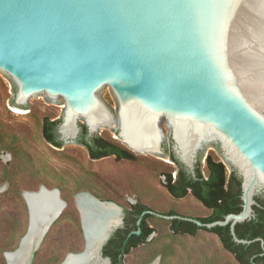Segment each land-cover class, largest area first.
<instances>
[{"label": "water", "instance_id": "95a60500", "mask_svg": "<svg viewBox=\"0 0 264 264\" xmlns=\"http://www.w3.org/2000/svg\"><path fill=\"white\" fill-rule=\"evenodd\" d=\"M0 71L16 84L15 106L39 95L64 100L56 126L63 143L78 140L83 121L86 139L115 124L101 99L108 88L118 101L117 137L133 151L166 150V120L170 147L194 176L197 150L214 134L241 179V210L211 222L153 210L141 216L149 212L207 228L228 224L236 242L252 241L239 238L235 225L254 216L255 196L264 191V0H0ZM54 189L22 192L28 226L18 246L4 253L7 264V253L28 246L29 264L66 207L56 189L61 205L45 209L40 195ZM26 192L42 205L36 212ZM81 193L87 192L76 193L75 204L85 247L59 264L92 247L87 264H97L103 243L122 221L120 206L102 214L99 204L113 202L89 193L92 209L82 212ZM111 215L115 222H108Z\"/></svg>", "mask_w": 264, "mask_h": 264}, {"label": "rangeland", "instance_id": "374dc122", "mask_svg": "<svg viewBox=\"0 0 264 264\" xmlns=\"http://www.w3.org/2000/svg\"><path fill=\"white\" fill-rule=\"evenodd\" d=\"M15 91V82L0 71V146L3 140L9 142L12 135L17 137L8 144L10 148L0 147V264H7L4 253L18 246L28 226V209L22 192L37 190L40 185L58 189L67 205L33 252L29 264H58L67 253L84 248L83 232H77L80 214L75 204L76 193L87 192L120 207H128L137 200L160 213L174 211L191 217L209 213L190 192L176 198L167 191L163 184L164 172L174 175L176 164L165 149L162 152L133 151L117 137L118 101L110 88L101 99L114 113L116 121L102 131L98 128L96 135L127 148L134 159H116L112 155L92 159L86 146L78 141H66L61 147L52 145L42 135V120L45 116L60 119L64 100L39 95L15 106ZM170 131L165 120L166 149L170 147ZM208 153L221 160L228 173L232 170L233 165L214 134L197 150L196 164L200 162L201 169ZM259 192L264 198V191ZM148 222L155 229L153 238L147 245L130 251L125 257L128 264H150L151 261L157 264H238L212 231L198 229L194 235L174 234L166 218L153 216ZM153 253L155 256L149 261Z\"/></svg>", "mask_w": 264, "mask_h": 264}, {"label": "trees", "instance_id": "16d2710c", "mask_svg": "<svg viewBox=\"0 0 264 264\" xmlns=\"http://www.w3.org/2000/svg\"><path fill=\"white\" fill-rule=\"evenodd\" d=\"M60 119H51L45 116L42 120L41 129L44 139L56 147H61L63 142L58 138L56 126ZM82 132L78 138V142L84 144L88 150V154L92 159H98L105 156H114L116 159H134V155L122 145L113 140L94 135L85 138L86 128L82 125ZM17 137L11 136L9 142L2 141L1 149L10 148L11 144ZM168 156L176 164V172L174 175L164 172V186L167 191L176 198L185 196L190 192L197 200H199L209 213L202 217H195L202 222H211L224 219L229 213H237L242 208L241 195V179L231 170L229 173L224 163L216 159L212 153L205 156L204 169H201V163L198 162L195 167V175L188 173L184 166L175 157L171 147L166 149ZM20 152H24L23 150ZM22 156V155H21ZM256 204L253 205L254 216L241 223L235 225V232L239 238L252 240L250 243L236 242L229 229V225H216L211 228L198 226L195 222L181 218H172L169 220V227L174 234H196L198 229H206L214 232L222 246L229 251L238 264H264V245H261V239L264 240V198L262 194L255 196ZM132 209L128 211L132 214L131 226L126 228H118L110 238L108 244V254L113 264L123 263L124 254H129L132 249L140 242L145 241L152 232L154 227L148 222L149 217L156 216L146 212L141 216L144 210H151L145 204L137 202L128 205ZM63 214V213H62ZM165 214H177L174 211H167ZM62 215H60L61 217ZM141 216V222L136 224L137 219ZM59 217V218H60ZM140 228V234L132 233L131 230ZM77 232L82 234L80 222L77 220ZM259 237L260 239H256ZM150 240L145 241L147 245ZM144 245V246H145ZM74 251V250H73ZM80 250H75V252ZM168 251V250H167ZM119 254V255H118ZM155 256L153 253L149 261Z\"/></svg>", "mask_w": 264, "mask_h": 264}, {"label": "bare ground", "instance_id": "6f19581e", "mask_svg": "<svg viewBox=\"0 0 264 264\" xmlns=\"http://www.w3.org/2000/svg\"><path fill=\"white\" fill-rule=\"evenodd\" d=\"M25 197L32 204L33 211L36 212L37 210H39V207L42 206L41 204H35L34 199L32 198L31 194L26 192ZM40 197H41V203L43 204L45 209H50V208H53L54 206L61 205V200L58 199V192L56 189H54L51 192H48L47 194H41ZM92 201L94 202V199H92L91 196L88 195L87 193H81L78 195V205H79L82 212H83V210L87 211L88 209H92L91 208V204H93ZM100 205H104L101 207L102 210L100 209V212L102 214H106V213H108V211L113 212V209L115 212L119 211V207L116 206L114 203H104V204L101 203V204H99V206ZM98 207L96 208L97 210L99 209ZM37 214L41 215L40 213H37ZM35 217H36V215H35ZM114 218L115 217H113L111 215L108 222H115ZM91 225H92L91 226L92 228L95 227V224L93 225V223H91ZM96 236H97V234H96ZM95 237H93V240L91 239L90 242L94 243L97 240V237L96 238ZM31 238H32V235H29L27 238V241H28L27 243L30 242ZM28 248H29V246L22 248L21 251H19L17 253H7L6 256H7V259L9 260V263L10 264H26L25 261H27L28 256L30 254V250H29L30 248L29 249ZM94 250H95L94 247H92L91 249H89L88 254H86L84 256L70 255V257L68 258V260L65 264H87V258L92 255ZM97 262H98V260H97ZM152 264H157V262L155 261Z\"/></svg>", "mask_w": 264, "mask_h": 264}, {"label": "flooded vegetation", "instance_id": "af4514ba", "mask_svg": "<svg viewBox=\"0 0 264 264\" xmlns=\"http://www.w3.org/2000/svg\"><path fill=\"white\" fill-rule=\"evenodd\" d=\"M98 199V198H97ZM100 200V199H99ZM102 201H107V200H102ZM138 201L136 200V201H134V202H130V204H134V203H137ZM121 217H122V221H121V224H119L116 228H114L113 230H112V232H111V234L109 235V237H108V239L103 243V245H102V247H101V249H100V257H99V260H98V262H97V264H113V262H112V260H111V257L108 255V254H106V252L108 251V247L106 248L105 247V245L106 244H108V242L110 241V238H111V236L113 235V233L118 229V228H121V227H124V228H126L127 226H131L132 224V222H131V216H132V214L131 213H129L128 211H130L132 208L131 207H129V208H126V207H124V206H121ZM144 211H147V210H144ZM142 214V213H141ZM59 218V217H58ZM141 222V221H140ZM80 224H81V220H80ZM137 224V223H136ZM140 224V223H139ZM139 224H137V225H139ZM81 229H82V227H81ZM137 229H139L140 231H141V229L140 228H137ZM137 229H135V230H131L130 231V234H132V233H136L135 231L137 230ZM82 232H83V230H82ZM155 232V231H154ZM154 232H152L148 237H146V239H145V241H148V240H151V238H153L152 237V234L154 233ZM136 234H140V232L139 233H136ZM83 236H84V234H83ZM84 239H85V237H84ZM145 241H143V242H140V243H138L137 245H136V247L135 248H137V247H139V246H143V245H145ZM84 247H85V244H84ZM84 249V248H83ZM82 249V250H83ZM82 250H80V251H77V252H75V253H78V252H81ZM119 255V254H118ZM128 254H124V256H123V263H125V264H128L127 262H126V260H125V257L127 256ZM62 261V260H61ZM60 261V262H61ZM59 262V263H60ZM154 261H151L150 262V264H152ZM58 263V264H59Z\"/></svg>", "mask_w": 264, "mask_h": 264}]
</instances>
